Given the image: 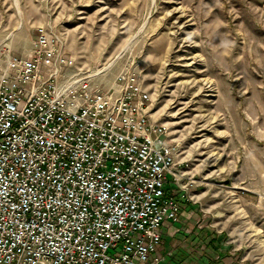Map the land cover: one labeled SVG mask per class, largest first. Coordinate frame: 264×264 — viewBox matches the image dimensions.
<instances>
[{"label":"rangeland","instance_id":"obj_1","mask_svg":"<svg viewBox=\"0 0 264 264\" xmlns=\"http://www.w3.org/2000/svg\"><path fill=\"white\" fill-rule=\"evenodd\" d=\"M40 26L99 85L134 72L150 91L179 215L214 238L199 256L264 264V0H0V58L27 55Z\"/></svg>","mask_w":264,"mask_h":264},{"label":"built area","instance_id":"obj_2","mask_svg":"<svg viewBox=\"0 0 264 264\" xmlns=\"http://www.w3.org/2000/svg\"><path fill=\"white\" fill-rule=\"evenodd\" d=\"M176 157L136 73L103 87L38 27L0 58V264L159 263Z\"/></svg>","mask_w":264,"mask_h":264},{"label":"crops","instance_id":"obj_3","mask_svg":"<svg viewBox=\"0 0 264 264\" xmlns=\"http://www.w3.org/2000/svg\"><path fill=\"white\" fill-rule=\"evenodd\" d=\"M189 205L191 206L192 204ZM182 211L184 210L180 204V214ZM183 215L182 217L179 215L176 221L169 220L163 225L162 240L155 253L161 260L156 264H213L210 259L212 257L219 258L220 250L215 247L214 249L218 251L216 250L215 254L209 251L210 257H208L207 255L199 256L198 249V244L204 238L209 237L210 231L195 218H187L183 217ZM213 241L214 238L209 237V244H207L209 248L214 243Z\"/></svg>","mask_w":264,"mask_h":264},{"label":"trees","instance_id":"obj_4","mask_svg":"<svg viewBox=\"0 0 264 264\" xmlns=\"http://www.w3.org/2000/svg\"><path fill=\"white\" fill-rule=\"evenodd\" d=\"M167 190H168L169 194H172L171 191H170V187L168 186V184H167Z\"/></svg>","mask_w":264,"mask_h":264}]
</instances>
